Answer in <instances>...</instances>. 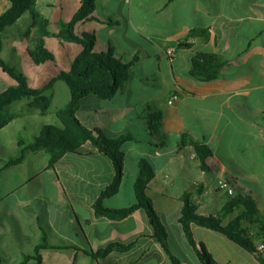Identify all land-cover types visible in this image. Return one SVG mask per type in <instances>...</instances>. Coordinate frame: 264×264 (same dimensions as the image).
<instances>
[{
	"label": "crops",
	"instance_id": "1",
	"mask_svg": "<svg viewBox=\"0 0 264 264\" xmlns=\"http://www.w3.org/2000/svg\"><path fill=\"white\" fill-rule=\"evenodd\" d=\"M100 1L102 16L109 19L111 32L121 28L122 19L127 26L125 37L132 41L129 35L133 31L143 41L136 46L146 55L144 60L152 61L159 55L160 63H166L168 59L174 84L171 87L173 94L168 99V113L176 119L173 128L164 121L162 112L158 113L159 127L152 133L151 147L124 151L126 160L120 191L106 199L104 204L108 208H125L136 202L134 193L139 176L138 166L142 159H146L155 171L148 194L169 234L170 251L180 264H202L198 254L202 246L218 264H261L252 253L225 235L195 224L191 226L195 240V245H192L181 223V211L187 193L199 195L198 214L202 216H217L235 197L244 195L254 200L264 219V0H158L156 10L146 7L143 11L138 10L137 14L132 9L136 0H116V3L124 5L130 2V12L111 9L110 4L114 0ZM139 1L150 3L155 0ZM99 5L97 0L95 18L84 22L98 20L96 13L99 12ZM11 7L10 1H0V16ZM155 11L158 18H154ZM27 15L30 14H25L4 34L1 57L6 49L7 35H11L10 51H16L14 45L17 38L22 37L17 28ZM48 17L51 28H58L56 17ZM98 22L101 30L107 28L105 22ZM112 35L109 33L108 37ZM50 38L55 46L73 44ZM188 41H193L192 48H181ZM169 50L174 51L173 57L167 55ZM194 53L222 57L227 66L219 80L204 83L192 77ZM133 57V61H138L137 56ZM127 63H132V60ZM133 67L131 80L134 77ZM159 71L162 72L160 65ZM143 74L157 75L156 72L146 71ZM10 78L0 68V82L10 87L16 85ZM69 92L64 82H58L49 92L51 109L44 114L30 108L27 100L10 106L9 110L18 117L0 130H9L18 121L25 123L27 118L37 114L44 117L51 115L47 123L39 124V131L51 121L58 124L57 111L71 100ZM144 92L145 104L159 98L150 90ZM175 95L180 98L170 105L169 101ZM93 97L98 100V105L114 99L100 102ZM23 126L18 128L20 133ZM194 127H199L200 134ZM14 129L17 130L16 127ZM130 131V128L129 131L123 129L113 133V137L132 134ZM133 136L132 142H138ZM184 136H187L186 142L182 140ZM19 138H22L21 134ZM192 141L210 146L213 157L204 163L198 155L194 157L196 152ZM86 147L92 149L91 144ZM220 147H223L222 155L218 153ZM38 153L48 156L44 151ZM2 156L1 163L12 159L6 152ZM130 160L134 161L132 166ZM23 164L8 169L0 176V256L6 264H22L25 255H33L44 231L52 247L62 248L44 250L41 263L30 261L27 264H174L171 255L155 238V231L143 211L138 210L120 221L96 215L94 204L116 176L114 163L105 155L65 156L55 168L50 169L49 187H41L39 179L34 182L27 179L18 183L8 181ZM129 171L133 172V177H128ZM222 179L232 184L234 195H225L218 190ZM196 188H200V192ZM125 190L130 194L127 201L119 199ZM239 216H244L242 208L228 215L224 224L233 222ZM245 222L247 224V219ZM115 243L129 248L113 251L98 260L87 254Z\"/></svg>",
	"mask_w": 264,
	"mask_h": 264
},
{
	"label": "trees",
	"instance_id": "2",
	"mask_svg": "<svg viewBox=\"0 0 264 264\" xmlns=\"http://www.w3.org/2000/svg\"><path fill=\"white\" fill-rule=\"evenodd\" d=\"M0 1H10L12 3V7L0 16V68L16 82V85L9 87L0 94V129L6 127L18 117L17 114L9 110L10 106L27 100L30 108L44 114L51 109L52 99L49 92L58 82H64L71 92V100L57 111L58 125L45 126L40 136L36 137L33 142L20 140V155L3 163L0 168V176L8 169L23 164L31 153L46 152L49 156V169L55 168L56 164L67 155L87 157L101 153L114 163L116 176L111 185L102 192L100 198L94 204L96 215L120 221L128 218L138 210L143 211L155 231V238L171 255L174 264H180L179 260L170 251L169 234L148 194L149 184L154 178L155 171L146 159H142L138 166L139 176L135 185L136 202L125 208H108L104 204L106 199L116 196L120 191L126 160L123 146L134 141V136L126 133L116 137H108L99 129L91 130L78 119L77 112L84 99L89 96H95L100 100H109L115 97L123 84L130 79L132 66L137 60L127 63L122 59L115 58L112 53L98 54L94 51L97 43L95 35L84 34L79 37L76 34L75 27L77 23L95 18L97 0H81V6L74 14L71 22L62 25L58 37L65 42L82 46L83 50L72 63L70 71L61 70L55 79L40 89L31 88L28 78L18 70L8 66L1 58L4 46L3 38L4 34L16 25L25 14H30L33 18L37 36V49L32 53L35 65L50 63L59 67L54 54L46 48V39L53 36L50 30L51 22L38 10L37 0ZM181 48L190 49L192 46L184 43ZM226 66L227 63L219 55L194 53L191 75L196 80L204 83L215 82L219 80ZM156 117L160 119L159 115H156ZM158 127L159 123L156 120L155 129ZM182 140L186 141L187 136H184ZM87 144H91L92 149H88ZM191 145L202 163L213 157V151L207 144L192 141ZM196 191L200 192V188H196ZM191 196V193L184 195L181 223L192 245H195V240L191 226L195 224L225 235L229 240L252 253L261 264H264V252L258 250L260 245H264V219L260 216L251 197L239 195L219 215L202 216L198 214L199 205L191 201ZM237 208L243 209L244 216H239L233 222L225 225V218ZM43 233V239L36 247L34 254L25 255L22 264H27L30 261L41 263L43 259L42 251L49 248H62L52 247L49 244L47 232L44 231ZM128 248L124 244L115 243L97 252L88 251L87 254L98 260L113 251H124ZM198 254L202 264H218L204 246ZM0 264H6L1 256Z\"/></svg>",
	"mask_w": 264,
	"mask_h": 264
},
{
	"label": "rangeland",
	"instance_id": "3",
	"mask_svg": "<svg viewBox=\"0 0 264 264\" xmlns=\"http://www.w3.org/2000/svg\"><path fill=\"white\" fill-rule=\"evenodd\" d=\"M81 0H38L37 8L41 14L49 19L48 16L56 17L58 20V28L54 26L51 28L53 33L52 37L62 40L58 37L62 25H67L71 22L74 14L78 11ZM98 6L99 12L98 20L105 22L107 28L101 30L100 22L98 20L92 22H79L76 24L75 32L81 37L84 34L95 35L97 37V43L94 51L98 54H109L117 59H122L127 62L137 56L138 61L144 60L146 55L140 51L136 46V43L143 44V41L138 36L130 32L129 41L125 37L127 26L125 22L120 19L122 24L121 28L111 32V24L109 19L102 16L103 8L101 7V1ZM47 4H51L48 6ZM119 4H121L119 6ZM158 0L146 3L145 1L136 0L133 8L129 2L128 5L122 3L111 2L110 8L117 10L121 9L125 12H130L131 8L134 13L137 14L138 10H144L146 7H154L155 10L158 7ZM100 16V17H99ZM136 17V15H135ZM154 18H158V14H154ZM112 20L114 21L113 17ZM139 20V19H138ZM22 32V37L17 38L14 45L16 51H10L11 42L9 38L11 35L6 36V49L1 57L11 68L18 70L22 75L28 78L31 88L47 86L53 79H55L60 71H70L72 63L81 54L83 48L78 44H61L55 46L51 38L46 39V48L54 54L59 63V68H56L53 64L45 63L44 65H35L32 53L37 49V36L36 28H34V22L31 15H27L25 19L21 21L17 30ZM58 29V32L54 33ZM112 33V36L108 37V34ZM110 41V42H109ZM135 42V43H134ZM70 43V42H68ZM122 50V52L120 51ZM161 55H159L160 58ZM182 57V54H181ZM159 58H154L152 61L144 60L142 63L135 62L133 67L134 77L133 80L126 81L120 91L116 94L112 101H102L100 105L97 103V99L93 96L85 98L82 102L77 116L79 120L95 130L96 128L102 131L108 137H113V133H119L123 129L130 128V132L135 135L138 142L128 143L123 147V151L129 148H136L143 150L145 147H151V140L153 139L152 133L155 132L156 115L162 112V117L168 126L175 127V116L170 115L168 110V99L173 94L171 87L174 86L171 78V69L168 59L166 63H160ZM162 59V58H161ZM182 59V58H181ZM183 61H180V67H182ZM159 65L160 70L159 71ZM158 69V70H157ZM143 71L156 72L157 75L145 76ZM132 74V73H131ZM11 79V78H10ZM131 80V81H130ZM14 83L15 81L12 80ZM66 85V84H65ZM0 82V94L5 92L9 87ZM150 90L151 93H155L159 98L149 104L143 103L144 91ZM71 95V92H69ZM101 102V100H100ZM92 110V111H91ZM167 111V112H166ZM51 118V115L44 117L40 114L31 115L25 120V123L21 120L17 122V125L13 126L9 130H0V160L4 159L3 152L10 154L12 158L20 155L21 148L19 147L20 140L26 142H33L34 139L40 136L42 131H39L40 123H47ZM48 125H58L54 121ZM20 125L23 126L21 133L18 131ZM46 125V126H48ZM17 128L15 130L14 128ZM151 130V131H150ZM194 130L200 134L199 127H194ZM20 134L22 138L20 137ZM17 138L19 140H17ZM229 141V138H226ZM186 142V141H184ZM218 153L223 154V147H220ZM130 166L133 164V160H130ZM3 163L0 161V166ZM49 166V156H45L42 153L31 154L28 160L17 168L11 178L8 179L11 183H18L20 181L39 179L40 186H50L51 170ZM129 178L133 177V172L129 171ZM128 178V180H129ZM6 179V178H5ZM130 181V180H129ZM127 187V186H126ZM233 187V186H232ZM127 189V188H126ZM225 195H228L224 191H220ZM130 194L125 190L120 200L127 201ZM136 201V193H134ZM116 199V198H115Z\"/></svg>",
	"mask_w": 264,
	"mask_h": 264
},
{
	"label": "built area",
	"instance_id": "4",
	"mask_svg": "<svg viewBox=\"0 0 264 264\" xmlns=\"http://www.w3.org/2000/svg\"><path fill=\"white\" fill-rule=\"evenodd\" d=\"M188 44H193V41H188ZM167 55L169 56V57H173L174 56V51L173 50H169L168 52H167ZM180 97L178 96V95H175V96H173L172 98H171V100L169 101V104L170 105H172V104H174V102L176 101V100H178ZM194 157H197V154H194ZM218 190L219 191H224V192H226L229 196H232V195H234V189H233V187H232V184L229 182V181H227V180H224V179H222L220 182H219V188H218ZM199 195H197V194H194V195H192L191 196V201L194 203V204H196V205H200V199H199V197H198ZM259 251H261V252H264V245H260V247H259V249H258Z\"/></svg>",
	"mask_w": 264,
	"mask_h": 264
}]
</instances>
